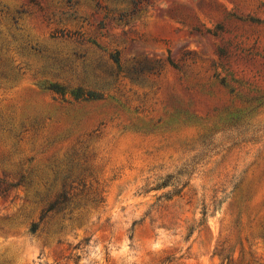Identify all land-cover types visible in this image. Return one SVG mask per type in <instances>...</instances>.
Wrapping results in <instances>:
<instances>
[{"label":"rangeland","instance_id":"rangeland-1","mask_svg":"<svg viewBox=\"0 0 264 264\" xmlns=\"http://www.w3.org/2000/svg\"><path fill=\"white\" fill-rule=\"evenodd\" d=\"M0 264H264V0H0Z\"/></svg>","mask_w":264,"mask_h":264},{"label":"trees","instance_id":"trees-1","mask_svg":"<svg viewBox=\"0 0 264 264\" xmlns=\"http://www.w3.org/2000/svg\"><path fill=\"white\" fill-rule=\"evenodd\" d=\"M167 184H168V182H164V183H162V184H160L159 186L160 187H165V186H167ZM38 223H33L32 225H31V228H30V231L33 233V232H35L36 230H37V228H38Z\"/></svg>","mask_w":264,"mask_h":264}]
</instances>
